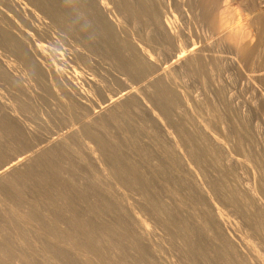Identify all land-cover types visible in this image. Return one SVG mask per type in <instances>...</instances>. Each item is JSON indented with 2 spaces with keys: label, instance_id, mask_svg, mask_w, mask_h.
<instances>
[{
  "label": "bare ground",
  "instance_id": "bare-ground-1",
  "mask_svg": "<svg viewBox=\"0 0 264 264\" xmlns=\"http://www.w3.org/2000/svg\"><path fill=\"white\" fill-rule=\"evenodd\" d=\"M76 1H78V0H76ZM67 2H69V1H67ZM79 2L81 4H80V7L78 6L79 9H77V11H76V16H77L78 20H75V21L77 22V24L81 25V27L84 30L83 32L90 34L94 37L98 36V37L103 38V39L108 37L107 39L113 38L122 44H124V42H128L130 44V45L127 44L125 47V49L128 51V53H127L128 56H126V60L122 59L123 60L122 61L123 66H120V67L121 68L124 67L123 69L127 72L126 75L137 86L136 85L133 86L132 84H130L127 79H124L125 76H123V75L121 77L116 76V78L115 79L113 78V79L116 82H118L119 84H121L123 86V88L121 90H119V88H118V90H119L118 91L115 88L116 86H113V79L110 78L112 81V86L117 91L112 93V94L109 92V94H108L107 90H106L107 87L105 86L106 87L105 88L103 86L106 84H102L97 79L101 75L100 72H98L100 75H98L96 73L98 75L97 78H94V76H97V75H94V76L92 75L91 78L86 77V79H85V76H84L85 74H84L83 77H84V80H85L84 82L86 83V86H88L90 89H94L100 95H102V97L104 98V100L101 104H97L100 102V101L99 102L97 101L98 100V98H97V100H96L97 102L95 101V104H97V105H95V106L89 105L88 101L92 102L91 100L96 99V98H93V99L89 100L91 98V94L93 95L94 93H91L90 98H89V94H88L89 92L87 90H85L86 88L85 87H82V89L79 88L78 86H76L73 83L72 77H69V72H70L69 71V64L71 65V63H69V59L70 60L74 59V58H76L75 56H78L80 58V56H81V53H80L81 50L80 49L83 48V45H81V48L78 47V50L75 51L74 53H72L73 55L75 54V56H73L74 58L72 56H71V58H69V54H70V52H69V46H70L69 45V3L67 4L66 0H0V114L3 116V119L5 121H8L11 124H15L16 127L19 126L20 129H23L24 133H26V135L28 137V138H24V142L22 141L24 144L26 143L25 147H23L24 149L22 151H20L18 154L17 153H16V155L14 154L15 156L13 155L6 162H4V164L0 165V185L3 182H5L3 185H6V183L8 182V189L12 190L9 192H13V193H15L16 196H19V197L23 196V190H24L23 187H25V186H23L22 185L23 183H21V182H20L21 185L18 184L17 176H15L14 172L19 170V169H22L23 167H26V166L30 167L35 162V160H37L39 157H41L46 152L47 153L50 152L53 155L58 156V152L61 148L64 149L67 146H70L69 145V141H70L69 137L76 133V132H74L75 130H78L77 128L76 129L74 128V131L72 129H70V131H69V125L70 124L66 128L62 127L61 126L62 124H61L60 126H61V128H63L61 131L58 132V130H57L56 133H53L49 136L46 135L44 137L40 136L39 138H37V136L35 135L36 133L32 129L33 127L30 126L28 123H26V121L23 118V116H24L22 113L23 106L18 101L11 100L10 98L7 97V94L5 93L7 91L4 92V90L6 88L3 89V87H2L3 84H9L11 87H14V89H13L14 92H15V89L17 90V87L18 88L23 87V88H25V90L27 92L30 91L31 93H33L32 90H34L36 88H38L40 90L41 89L42 90L47 89L50 92H52V94H54L57 98H59V100H61L66 105H69V96H70L73 99H75L77 102H79L82 106L92 109V114H91V118H89L90 119L89 123H90V126L94 125V127L96 125L103 124V123H101L102 122L101 120H100L101 121L100 124H95V121H97L98 118L100 119L101 117H103V119L105 118V121H110L112 124L113 122L118 121V120L113 121L115 118H118L122 114H123L122 116H124L125 115L124 112H126V110L131 109L133 107H136V110H138L137 109V107H138L142 110L144 115L147 116L146 118L148 119V122H149V125L147 126V128L150 130L149 132L152 135L151 136L152 138H150L149 141H145V142H147V144L149 146H152L153 149L155 148L157 150L156 152H159V154L161 155V158L163 159L162 160L164 162L163 164L164 165L166 164L165 165L166 167L164 166V168L165 169L168 168V170H169V172H167V174L171 173L172 175H174L178 179L179 183L182 185L184 190L189 194L188 196H191L193 199V200L191 199V201H193L192 203L194 206L192 204L190 205L193 208L191 210L186 209L184 212L182 211V210H184V206H183L184 204L182 206H180V204H182V202H184V198L186 197L185 194L183 196L184 198L182 199L183 201L181 203L179 202L178 207L179 206L182 207L181 211H182V215L184 216L183 219L185 220V223L188 222V224H190L188 226L189 227L192 226V228L197 232L196 235L198 234L197 237L198 236L201 237L207 243L209 242V243H215L216 245H220L222 248H219V249L224 250L226 247L230 248L232 246L233 249L231 248L232 249L231 251L233 252V250H234V253L238 257L240 262H244V264H261V262H262L261 259L263 257H262V255H260V250H258L259 249L258 247L264 245V175L262 176V174H261V172L262 173L264 172V165L261 164V166H259V168H260V170H259L258 168H256L259 164L258 163H257L258 165L256 164L255 168L257 170H259V172L256 169H254L253 167H251L252 165H250V163L248 162L249 161L248 158H245L247 153H248V155H249V152L252 153L251 150L248 149L249 145L248 146L245 145L247 143H243V141H241V140L238 141V139H237L238 142L236 140H235L236 142H234V143H231V141L227 142L229 140L228 139L226 140V138H227V135H226L227 133H225L226 128L224 126H220L219 128H221V129H217V126H215V124H214V120H215L214 118L216 116L218 117V115H217L218 113H212L211 107L213 105L211 102H209V100L212 101V95H214V96L216 95V94H212L213 90L210 93L208 92V94H204V95L199 94L197 96L196 95L190 96V93L188 94L182 90L183 85H181L182 84L181 80H183L182 75H185V74L188 75L189 74V73H187L188 71H191L192 69H198V67L200 69V67H204V65H206V64L211 66L214 64L215 61L219 60V57H221V54H220L221 51L219 50V47H220L219 44L222 41H224V42L229 43V45L232 47V54L234 56L233 57L234 64L241 65V66L242 65H250L253 61V64H252L253 66H251L252 70L249 69V71L250 70L251 71H250V73L248 72L249 73V75L247 76L248 81L251 84H253L255 86V88H256V85L259 86L260 84L264 83V50L262 49L263 53L260 52V49L263 48L262 46H264V0H245L246 10L243 14L238 13L235 10V8L232 7L231 5H229L228 3H226L225 0H216V4H217L216 7L210 6L208 3V0H79ZM74 4H75V2H74ZM73 12H74V10H73ZM113 12L118 13L120 18L117 20H116V18L113 19L111 17V14ZM195 14H198L199 18H200V16H202V18H204L206 20V21L205 20L204 21L207 23L206 25H207L208 29H210V31L213 32V31H215V29L218 28L219 30H222L224 32L225 36H224V38H222V40L219 41V44L214 42V41H209V40H211L210 37L209 38H202V36L200 34H198L197 32H194L191 29H186L187 25L190 28V25H191L190 21H191V19H193L192 15H195ZM128 15L133 16V24L135 27V31L139 34L141 39L135 38L134 29L131 28L132 30H129L128 28H126L127 25H125V23H127V20H128L127 18L129 17ZM198 15H197V17H198ZM71 17H73V16H71ZM249 17H251V19H249ZM72 23H74L73 20H72ZM77 29H78V27H77ZM79 30H76V31H79ZM84 34H82V35L84 36ZM87 34H85V35L87 36ZM208 34H209V32H208ZM221 35H223V34L221 33L220 36ZM84 37H83V40L85 39ZM107 41H105V42H107ZM109 42H111L110 39H109ZM78 45L79 44H77V46ZM71 48H73V47L70 46V49ZM84 55H86V53H84ZM88 56H91V55L89 54ZM114 56L111 57L112 60L115 57L117 58L118 54L115 57ZM92 57H93V55H92ZM97 60L99 62V59H97ZM103 60H104V58H102V61ZM107 61L109 62L110 60L107 59ZM74 63H76V62L74 61ZM85 63L83 61V64H85ZM111 63H108V64L110 65ZM120 63H121V61H120ZM88 64H90V63H88ZM112 64L114 65V63H112ZM73 66H71V67L74 69V72L77 73V70L79 67L76 70L74 68L75 66L74 67ZM99 68L100 67H98V69ZM108 68H110V67H108ZM80 69H82V68H79V71L83 72V69L82 70H80ZM93 69H94V67H93ZM112 69H113V67H112ZM112 69H110V70L112 71ZM117 69H118V66H117ZM106 71H108V70H106ZM114 71L117 72L118 70H114ZM103 72H104V70H103ZM105 74H109V73H105ZM211 74H212V72H211ZM75 75H78V74H75ZM186 75L183 78H185ZM83 77H81V78H83ZM212 77H213V75H212ZM109 81L110 80H108L107 82H109ZM107 84H109V83H107ZM206 84H208V83H206ZM220 84H221V82H220ZM262 85H264V84H262ZM107 86L111 87V85H107ZM205 86L207 87V85H205ZM118 87H119V85H118ZM83 88H85V89H83ZM114 88H113V90H114ZM260 88H261V86H260ZM7 89H8V87H7ZM113 90H112V92H113ZM260 91H262V90H260ZM9 92H11V90ZM11 93H13V92H11ZM17 93H18V91H17ZM13 95L14 94L11 95L12 98H13ZM39 95H40V93H39ZM41 95L45 96V94H42V92H41ZM41 95L39 97H41ZM17 97H19V96H17ZM39 97L36 98V100L40 99ZM92 97H94V96H92ZM30 99H31V97H30ZM229 101L233 105L232 107H234L235 110L238 112V116H239L237 118L238 120L245 121V119L247 120L250 117L251 119L247 120V121H250V120H254L256 118L255 117L254 119H252V116H254V114L257 111V104L256 103L247 102V103L243 104L242 102L241 103L236 102L233 94L229 95ZM71 106H72V104H71ZM74 106H75V104H74ZM53 108H55V106H53ZM71 108H73V107H71ZM79 109H80V107H79ZM26 110H28V109H26ZM81 110L84 111V109H82V108H81ZM212 110H214V109H212ZM131 111H130V113H133ZM128 112H129V110H128ZM259 112H261V111H259ZM139 114H137L138 118L140 117ZM214 114H216V116ZM256 114L258 115L259 113H256ZM128 115H130V114H128ZM133 115H134V113H133ZM229 115H230V113H229ZM232 115H233V113H232ZM145 116L143 119H145ZM258 116H260V115H258ZM87 117H90V116H87ZM131 118L134 119L133 117H131ZM223 118H226V117H223ZM223 118L221 117V119H223ZM143 119H141V120H143ZM218 119H219V117H218ZM221 119H219V120H221ZM127 120L128 119L124 120V122L125 121L127 122ZM136 120H137V118H136ZM185 120L189 121V123H186ZM105 121H104V123H106ZM132 121H134V120L129 121V124H130V122L132 124ZM2 122H3V120H2ZM92 122L94 123L93 125H91ZM141 122H145V121H141ZM217 122H218V120H217ZM47 123H49V122H47ZM120 123H121V121H120ZM229 123L232 124V122H229ZM251 123H252V121H251ZM114 124L116 126V123H114ZM117 124L119 126H121V124H119V123H117ZM140 125H141V123H140ZM144 125H147V123L143 124L142 126L144 127ZM237 125H240V123L239 124L237 123ZM232 126L236 127V124L235 125L233 124ZM16 127H15V129H16ZM132 127H133V124H132ZM97 128H99V127H97ZM117 128H119V127H117ZM121 128L123 129V127H121ZM230 128H231V126L228 127V129H230ZM262 128H261V130H262ZM58 129H59V127H58ZM104 129H106V127ZM246 129H247V125H246ZM102 130H103V128H102ZM230 130H231V132H233L232 129H230ZM237 130H238V128H237ZM146 131L148 132V130H146ZM235 131H236V129H235ZM262 131H264V130H262ZM100 132H102V131H100ZM255 132H257V131H255ZM82 133H80V134H82ZM98 133H99V131H98ZM119 133H121V132H119ZM259 133H260V131H259ZM133 134H131L132 138H134L133 136H135V134L134 135ZM247 134H249V133L247 132ZM82 135H80V136H82ZM84 135L86 136V134H84ZM138 135H139V132H138ZM260 136H261V134H260ZM233 137H235V135ZM83 138H84V136H83ZM135 138H137V137H135ZM26 139H29L30 143L26 142ZM76 139H77V137H76ZM136 143H138V142L136 141ZM0 144H2V143H0ZM251 146H252V144H251ZM102 147H103V145H102ZM141 149L142 150H140V155H141V152L144 151L143 150L144 148H142V146H141ZM145 149H146V146H145ZM9 151H10V149H9ZM87 151L92 155V152H93L92 148L87 146ZM117 151L120 152L119 150H117ZM108 152H110V151H108ZM95 153L99 154V152H95ZM146 153H147V151H146ZM145 155H144V157H145ZM113 156H115V155H113ZM136 156H137V153H136ZM142 156H143V154L140 156V158ZM97 157L98 156H96L94 158V161L96 163L98 162V160L96 159ZM123 157H124V155H123ZM148 157H150V156H148ZM241 157H244V159ZM250 157H251V155H250ZM129 158H131V156ZM150 158H148V160ZM257 158L258 157L254 158V159L256 160ZM59 159H60V157H59ZM59 159H57V160H59ZM125 159H128V157H126ZM131 159L134 160V157ZM219 159L221 160V162H223V159H224V163L228 164L231 167L233 166L236 170H238L237 172L235 171L237 174H239L238 172H240V177H241L242 181L241 182L239 181L240 186L239 187L234 186L235 188H233V190L236 189L237 194L240 192L239 194L242 197V201L244 200L246 202V204H245L246 207H242L241 204H238L237 202H235L237 200L233 201L234 197H235L234 195L236 193L233 195V199H230L229 196L231 193L229 195H227L228 196L227 197L226 195L218 192L219 190L221 191L223 189V187H221L222 188L221 189L219 186V190L218 191L216 190V188L218 186L217 187L214 186V177L216 176L215 175V165L218 164L217 162L219 161ZM258 160H259V158H258ZM56 161L55 162L52 161L53 163L52 162H50V163H52V164L56 163V165L59 166V164ZM62 161H64V160L62 159ZM134 162H135V160H134ZM149 162H148V164H149ZM221 162L219 163L220 165H222ZM64 163H65V161H64ZM131 163L132 162H129V164H131ZM135 163H138V162H135ZM42 164H44V163H42ZM106 164H109V163H106ZM159 164L161 165L162 163L157 162L156 166ZM152 165L153 164H151V167H152ZM154 165H155V163H154ZM253 165H254V163H253ZM58 166H57V169L59 168ZM159 166H157V168L155 167L156 168L155 171L153 170L155 168L152 167L153 168L152 170L154 172H156V171L158 172L157 169L159 168ZM161 166H163V165H161ZM44 167L47 168L46 165ZM112 167H110L111 168V169H109L110 171L114 170V169H112ZM132 167H133V165H132ZM216 167H218V166H216ZM219 167H221V166H219ZM250 167H251L253 174H254L253 175L254 176L253 177L254 183L249 182V179L247 178L248 175L246 174V170ZM105 168H107V167H105ZM161 169H163V168H161ZM161 169L159 170L160 173L165 172L164 171L165 169L163 170V172H161ZM226 169H228V167ZM261 169H262V171H261ZM60 170H61V168H60ZM147 170L150 171L151 169H147ZM147 170L145 171L146 174H147ZM220 170L222 171L221 168H220ZM138 171H141V170H138ZM231 171H233V169H231ZM98 172H100V171H98ZM104 172L106 173L107 171H104ZM114 172L116 173V171H114ZM61 173L63 174V172H61ZM84 173H85V171H84ZM102 173H103V171H102ZM139 173H138V175H139ZM148 173L150 174V172H148ZM171 174H170V176H172ZM231 174H233V173H231ZM30 175H32V176L36 175L34 172V169H32V168L29 170L28 173L25 174L26 179L31 177ZM43 175H45V173ZM57 175H58V173H57ZM123 175H125V174H123ZM138 175H137V173L135 174L136 177ZM163 175H164V173H163ZM23 176H24V174H22V177ZM228 176H229V172H228ZM123 177H125V176H123ZM229 177L231 178V176H229ZM133 178L134 177H132V179ZM114 179H115V181L117 180L116 177ZM120 180H122V179H120ZM126 180L128 181V178L125 179L124 182H127ZM129 180H130V177H129ZM160 180H161V178H160ZM24 181H26V180L24 179ZM137 181H139V180L137 179ZM147 181H149V180L147 179ZM141 182H143V181H141ZM217 182H218V180H217ZM120 183H122V182H120ZM135 183H136V181H135ZM155 183H156V185H160L159 181L155 182ZM66 184L68 185V183H66ZM215 184H216V182H215ZM150 185H149V187L151 188L152 185L151 186ZM147 187L148 186L146 185L145 188H147ZM67 188H68V186H67ZM158 188H161V187H158ZM229 189L230 188H228V190H225V191H230ZM171 190L172 189H170L169 191H171ZM51 191H54V190H51ZM169 191L167 193H169ZM171 192H174V191H171ZM233 192H235V191H233ZM105 193L108 194L107 192H105ZM109 193H111V192H109ZM134 193H139V192H134ZM160 193H162V192H160ZM187 193H186V195H187ZM25 194L28 195L27 192ZM115 194H117V193L115 192ZM115 194H114V196H115ZM154 194L158 195L159 192L154 193ZM26 195H24V196H26ZM126 195L128 196V194H126ZM139 195L140 194H138V197H139ZM161 195H163V194H161ZM110 196L113 197L112 193ZM133 196H135V195H133ZM152 196H153V194H152ZM158 196L160 197V194ZM167 196H169V195H167ZM231 196H232V194H231ZM237 196H236V198H237ZM55 197H57V196H55ZM59 197H61V196H59ZM156 197L153 198V199H155V203H157L159 201V200H156ZM165 197L161 196L162 200H161V198H160V200L163 201V199ZM106 198L107 197H105V199ZM118 198L123 199L125 197L123 196L121 198L120 197H118ZM118 198H117V200H118ZM143 198H140L139 200H137V196L135 197L136 201H140V200L142 201ZM238 198H239V196H238ZM17 199L11 193L8 194V191H7L5 186L0 187V207H2L5 210V212H7L10 208L11 209L13 207L15 208L14 209L15 215L12 216L14 218L13 221L17 222V219L19 218L18 221H20V223L23 221L24 225H35V224H37L38 226L41 225L42 228L46 226L45 223H44L45 226L43 224L44 221H41L40 219H38L33 214L32 209L25 206L24 203L22 206L21 202L17 201ZM175 199H177V198H175ZM188 199H190V198H188ZM188 199L186 198L187 201H188ZM33 200H35V199H33ZM58 200H59V198H58ZM107 200H108V198H107ZM167 200H168V198H167ZM169 200H170V197H169ZM238 200H240V199H238ZM123 201H124V199H123ZM136 201H135V203L138 204V202H136ZM147 201H149V200H146L145 204L147 203ZM164 201H166V199H164ZM179 201H181V200H179ZM35 202H37V200H35ZM106 202L107 201H103V203H106ZM128 202H129V200H128ZM159 202L157 204L158 206H159ZM167 202H169V201H167ZM176 202H178V200H175V203ZM188 202H186V205L191 203V202L190 203H188ZM38 203H40V202H37V204ZM82 203H83V201H82ZM111 203H113V201ZM117 203L119 204V202H117ZM125 203H127V201ZM142 203H143V201H142ZM160 203H162L161 207H163V204H165L166 202L165 203L160 202ZM171 203H173V202H171ZM127 204H128V207L125 206V208L128 210V213H129L130 217L132 218V221L134 222V224H137L136 227H139L138 228L139 232H137V233L140 234L143 241H146L145 243L150 247V249H152V251H155V253H157V251L153 248V243H151L152 242L151 240H153L152 239V236L154 234L153 232L156 231V229L154 230V228H157L156 227L157 225L155 227L154 226L152 227L154 230L153 231L151 229V226H149V223L146 222L147 220L145 219L146 220L145 221L143 219L144 217L143 218L141 217V216H143L142 213L147 216V213L150 214L151 212L148 210L149 212L147 211L146 214L144 213L145 211L143 208H145V206H143V208H142V205H144V203L140 206L144 212L140 209L142 211L140 214L137 211V208L139 210V207L135 208L133 203L132 204L127 203ZM148 204H149V202H148ZM148 204L146 205L147 209L149 206ZM113 205L115 206V204H113ZM132 205L136 210H134ZM138 205H136V206H138ZM106 206H109V205H106ZM119 206H118V208H119ZM155 206H156V204H155ZM158 206L156 207L157 209L160 207V206L159 207ZM173 206H174V204H173ZM176 206H175V208H176ZM190 206H189V208H190ZM44 207H45V204H44ZM109 207H111V205ZM165 207H168V206H165ZM165 207H163V208L165 209ZM112 208H114V207H112ZM122 208H124V207H122ZM243 208H244V210H243ZM245 208H247V210H245ZM104 209H106V208L104 207ZM149 209L151 210V207ZM159 209H160L159 211H161V212L164 211L163 209H162L163 210L162 211L161 208H159ZM226 209L230 213H227ZM168 210H169V208H167V212H168ZM178 210H179V208H178ZM113 211L114 210L112 209V212ZM44 212H47V211L44 210ZM112 212H111V214H112ZM122 212H124V211H122ZM152 212H153V210H152ZM154 212L157 214L156 211H154ZM165 212H166V210H165ZM57 213H60V212L57 211ZM128 213H127V216H128ZM137 213L141 216H139ZM168 213H166L167 214L166 217L168 216ZM231 213L235 214V215L234 214L233 215L237 218V221L235 220L236 222L231 220V217H230ZM9 214L11 215V213H9ZM109 214H110V212H109ZM111 214H110V216H111ZM122 214H126V213L124 212ZM173 214H175V213H173ZM178 214H181V212L177 211V215ZM53 215H55V212ZM127 216L124 215L125 219L127 218ZM152 216H154L153 213H152ZM157 216L155 215L154 218L156 219ZM170 216H172V214ZM55 217H57V216H55ZM55 217H53V218H55ZM64 217L65 216H63L62 219ZM115 217H113V218L115 219ZM148 217L149 216H147V218ZM168 218H169V216H168ZM170 218H169V220H170ZM64 219L67 220L68 218L65 217ZM247 219L248 220L250 219V221L252 220V222H249ZM169 220H167V221H169ZM177 220L175 218L174 222L176 223ZM184 220H183V222H184ZM113 221H115V220H112L111 222H113ZM102 222H104V220ZM111 222H109V223H111ZM148 222H149V220H148ZM162 222H165V218H164V221L162 220ZM116 223L117 222H114V225H116ZM248 223H251V225H249ZM101 224H104V223H101ZM120 224L123 226V223H120ZM67 225L69 226L68 222H67ZM81 225H83V224H81ZM110 225H113V224H110ZM125 225H127V224H125ZM129 225L133 226V228H135L133 223L129 224ZM166 225L168 226V224H166ZM174 225H173L174 228L172 227V225H170V226L172 227V229L177 230L175 228L176 226H174ZM68 226H66V227L68 228ZM41 227L39 226L40 230H41ZM184 227H185V225H184ZM6 228L4 229V231H6V230L10 231V229H6ZM117 228L118 227L116 226V229ZM192 228L190 227V229H192ZM98 229H99V227H98ZM111 229H110V232L113 231L114 228L112 230ZM125 229L127 230V227ZM128 229H130V228H128ZM31 230H33V229H31ZM72 230H74V229H72ZM76 230H78V228ZM119 230H120V228H119ZM123 230H124V228L122 229V232H123ZM34 231H32V232H34ZM50 231H51V229H50ZM74 231L71 233H74ZM130 231H128V232H130ZM133 231H134V229H133ZM133 231L131 233H133ZM243 231H245L246 233ZM176 232H178V231H176ZM181 232H182V230H181ZM51 233L55 234L54 231ZM119 233H121V232L119 231ZM179 233L180 232H178L177 234H179ZM184 233H186V232H184ZM242 233H244L245 235ZM59 234H61V233H59ZM96 234L97 233L95 232V235ZM177 234L175 236L173 234V236L175 238H177L176 237ZM33 235H35V234H33ZM55 235H57V234H55ZM88 235L90 236V234H88ZM115 235H117V234H115ZM180 235H183V234H180ZM180 235H178V237ZM127 236L128 235H126V237L124 236L125 239H127ZM183 236H185V235H183ZM190 236L192 237L191 234H190ZM38 237L42 241L39 234H38L37 238ZM62 237H63V235H62ZM62 237H60V238H62ZM65 237H66V235H65ZM81 238H80V240H81ZM104 238H105V236H104ZM182 238H184V237H182ZM185 238H184V241H185ZM251 238L252 239L254 238L258 242L254 240L256 242L255 243L254 241L251 240ZM93 239H95V238H93ZM116 239L117 238H115V240ZM178 239L179 238H177L176 241ZM43 240H45V239H43ZM55 240H57V239L54 237V241ZM90 240H91V238H90ZM98 240H100V238ZM106 240H108V239H106ZM61 241H63V239ZM64 241L66 242V240H64ZM111 241L112 240L109 239V242H111ZM143 241H140V242H142L144 245ZM157 241H158V239H157ZM188 241H190V240H188ZM21 242H23V241H21ZM94 242H95V240H94ZM97 242H95V243H97ZM195 242H197V241H195ZM66 243H68V242H66ZM86 243L90 244L88 240ZM118 243L119 242H117V245L119 246ZM182 243H183V241H182ZM49 244L50 243H48V245ZM191 244H194V243H191ZM110 245H112V244H110ZM115 245H116V243H115ZM115 245L113 244V246H115ZM135 245H136V243L133 245V249L137 252L136 248L139 246L137 245V247L134 248ZM147 245L145 247H147ZM182 245L183 244H181V246ZM187 245H186V247H187ZM216 245H215L216 248L219 247ZM129 246H132V244ZM47 247H49V246H47ZM81 247L83 248L84 246H81ZM189 247H191V246H189ZM201 247H203V246H201ZM208 247H210V246H208ZM49 248H51V245ZM111 248H112V246L110 247V249ZM139 248H137V249L138 250L142 249V246L140 249ZM191 248H190V250H191ZM197 248H200V245ZM197 248H194V249L197 250ZM0 249L2 251L4 250L6 252L7 251L10 252V250L12 249L11 242L6 241L4 247L2 248L0 246ZM127 249H130V248L128 247ZM187 249H189V248L187 247ZM194 249H192V250H194ZM204 249H206V248L204 247ZM24 250H25V248H24ZM96 250H100V249L96 248ZM111 250H110V252H111ZM114 250H118V249H114ZM120 250L122 251V249H120ZM184 250H186V249L183 248V251ZM199 250L201 252V248L198 249L197 251H199ZM18 251H20V250H18ZM56 251L54 250V252H56ZM104 251H108V250H104ZM144 251H145V249H144ZM205 251H207V250H203L201 252V254H203V252H205ZM213 251H216V249ZM213 251H212V253H213ZM51 252H53V249ZM57 252H59V251H57ZM57 252H56V256L58 255ZM86 252L89 253V251H87V250H86ZM209 252L211 253V251L209 250V251H207V253H204L203 256L205 254H209L210 257L214 256V254H212V253L210 254ZM232 252L230 254H232ZM59 253H61V252H59ZM76 253H79V252H76ZM81 253H82V251H81ZM97 253L99 254V252H97ZM104 253H106V252H104ZM140 253H142V252H140ZM193 253H192V255L194 257ZM127 254H128V252H127ZM196 254L199 255V253L196 252L195 257H196ZM44 255H46V254H44ZM66 255H68V254H66ZM82 255H83V253H82ZM92 255H91V257H94L95 254L93 256ZM137 255H139V254H137ZM150 255H153V252ZM192 255L187 254V256H192ZM263 255H264V253H263ZM104 256H102L103 259H104ZM44 257H46V256H44ZM59 257L60 256L58 255V258ZM117 257L120 258V256H117ZM147 257H148V255L146 256V258ZM230 257H231V255H230ZM79 258H80V256H79ZM81 258H82V256H81ZM130 258H131V256H130ZM133 258H134V256H133ZM135 258L137 259V257H135ZM159 258H160V260L162 259L160 256H159ZM205 258L207 259V257H205ZM105 259H107V258H105ZM113 259H117V258H113ZM125 259H122V260H125ZM195 259H197V261H200L197 257ZM233 259L237 261V259L235 257H233ZM60 260H61V258H60ZM71 260H72V258H71ZM87 260H88V258H87ZM89 260H91V259H89ZM108 260H109V258H108ZM157 260H159V259L157 258ZM160 260H159V262H160ZM234 260H232V263ZM263 260H264V258H263ZM62 261H61V263H62ZM73 261H76V260H73ZM95 261H97V260H95ZM111 261H113V260H111ZM76 262H75V264H78ZM201 262H202V260H201ZM208 262H210V261H208ZM226 262H228V261H226ZM48 263L51 264V262H48ZM97 263L99 264L98 261H97ZM9 264H14V263H9ZM65 264H66V262H65ZM106 264H109V263L106 262ZM154 264H155V262H154ZM225 264H228V263H225Z\"/></svg>",
  "mask_w": 264,
  "mask_h": 264
},
{
  "label": "rangeland",
  "instance_id": "rangeland-1",
  "mask_svg": "<svg viewBox=\"0 0 264 264\" xmlns=\"http://www.w3.org/2000/svg\"><path fill=\"white\" fill-rule=\"evenodd\" d=\"M67 1H69V2H67ZM74 2H75V4H74ZM66 3L67 4L69 3V45L71 47H73V48H71L72 49L71 50L70 49V46H69V52H70L69 58H71V56L72 57L75 56V54L73 55L72 53H74L75 51H77L78 50V47L81 48V45H83V48H84V49L82 48L83 50L80 49L81 50V52H80L81 53L80 58L78 56H75L77 59L74 58V57H73L74 59H71V60L69 59V63H71V65L69 64V71H70L69 72V77H72L73 83L76 86H78L79 88H81V89H82V87H85L86 88V89L85 88H83V89H85V90H87L89 92L88 93L89 94V98H90V94L91 93H94L93 95L91 94V98L89 100H91L93 98H96V99L95 100L94 99L91 100L92 102L88 101L89 105H91V106L94 105L95 106L97 104H101L103 102L104 98L97 91H95L94 89H90L88 86H86V83L84 82L85 80H84V77H83L84 74H85L84 75L85 76V79H86V77L91 78L92 75L94 76V75H97V74L98 75L101 74L99 76V78H97L98 75L97 76H94V78H97L98 81L101 82L102 84H106V85H103V86L104 87L105 86L107 87V88L106 87L105 88H106L108 94H109V92L111 94L114 93V92H116L118 90V88H119V90H121L123 88V86L121 84H119L118 82H116L114 80L116 78V76H119V77H121L122 75L125 76L124 79H127L130 84H132L133 86H135L136 84L133 83L130 80V78L126 75L127 72L123 69L124 67H122V68L120 67V66H123L122 61L123 60H126V56H128V54H127L128 51L125 49V47L129 43L128 42H124V44H122V43L118 42L116 39H113L112 38L113 39L112 40L111 38H109L110 41L112 42L111 43V42H109V39H107L108 37L103 39V38H100L98 36L97 37H94V36H92L90 34H87V33L83 32L84 30L81 27V25L77 24V22L75 21V20H78L77 19V16H76V11H77V9H79L81 3L79 2V0L78 1H76V0H66ZM73 10H74V12H73ZM197 15L198 14L192 15V18L193 19H191V21H190V24L191 25L189 24L190 25V28L187 25L186 26V29H191L192 31L197 32L198 34H200L202 36V38H209L210 37L211 40H209V41H214V42H216V43L219 44V41L222 40V38H224V36H225L224 32L222 30H219L218 28L215 29V31H213V32L210 31V29H208V27L206 25L207 24L205 22L206 20L204 18H202V16H200V18H199V15H198V17H197ZM71 16H73V17H71ZM128 16L129 17L127 18L128 19L127 20V23H125V25H127L126 28H128L129 30L134 29V32H135V35L134 36H135V38L136 39H141V37L139 36V34L135 31V27H134V24H133V16L132 15H128ZM111 17L113 19L116 18V20L120 18L119 14L116 13V12H113L111 14ZM72 20H73L74 23H72ZM77 27H78V29H77ZM76 30H79V31H76ZM208 32H209V34H208ZM81 33L82 34L85 33V34H87V36L84 34V36H85L84 37ZM221 33L223 35L220 36ZM82 36L85 38L84 40H83V37ZM105 41H107V42H105ZM77 44H79V45L77 46ZM219 46H220L219 47V50L221 51L220 52L221 57H219V60L215 61L213 65L210 66V65H207L206 64V65H204V67H200V69H199V67H198V69H192L191 71H188L187 72V73H189L188 75L185 74L187 78L186 77L183 78L185 75H182V79H183V80H181L182 81L181 82L182 83L181 85H183V89L182 90L185 91L188 94L190 93V96H195V95L197 96L199 94H203V95L204 94H208V92L210 93L213 90V93L212 94H216V95L215 96L212 95V101L209 100V102H211L212 105H213L211 107L212 113H218L217 115H218L219 119H221V117L222 118L223 117H226L228 119L227 120L226 118H223V119L219 120L218 117L216 116V114H214L216 116L214 118L215 119L214 120L215 126H217V129H221V128H219L220 126H224L226 128V132H225V133H227L226 134L227 135L226 140L227 139L229 140L227 142H230L231 141V143H234L238 139V141L241 140V141H243V143H247L245 145H247V146L249 145L248 146V149H250L252 153H250L248 151L249 152V155L247 153V155H246L245 158H248L249 161L248 160L247 161L250 163V165H252L251 167H253L254 169L258 168L260 170L259 166H261V164L264 165V144H263L264 143V134H263L264 131H262V130H264V85H262L264 83L260 84L259 86L256 85V88H257L256 89L255 86L248 81L247 76L249 75L250 71L252 70V67L251 66H253L252 65L253 64V61H252V63L250 65H242L241 66V65L234 64V60H233V57L234 56L232 54V47L229 45V43L222 41L219 44ZM262 47L263 48L260 49V52L261 53H263V50H264V46H262ZM83 52L86 53V55H84ZM89 54L91 56H88ZM113 54L114 55L115 54L116 55L118 54L117 58L115 57L116 55L114 56ZM92 55H93V57H92ZM112 55L116 59L113 58V60H112V58H111V57H113ZM96 58L99 59V62H98V60ZM102 58H104L103 61H102ZM89 59L90 60L92 59V60L90 61ZM107 59H109L110 61L108 62ZM74 61L76 63H74ZM83 61H84V63L85 62L86 63L83 64ZM120 61H121V63H120ZM111 62L114 63V65ZM88 63H90V64H88ZM108 63H111V64L109 65ZM115 64L118 66V69H117V66ZM71 66H73L76 70H77L78 67L79 68H82L83 69V72L82 71H79V68H78L77 73H75L74 72V69ZM93 67H94L95 70L93 69ZM98 67H100V68L98 69ZM108 67H110V68H108ZM112 67H113V69H112ZM82 69H80V70H82ZM110 69H112V71ZM249 69H251V70L249 71ZM103 70H104V72H103ZM106 70H108V71H106ZM114 70H118V71L116 72ZM98 72H100V74ZM211 72H212V74H211ZM105 73H109V74H105ZM75 74H78V75H75ZM212 75H213L214 78L212 77ZM81 77H83V78H81ZM110 78L111 79L114 78L113 79V86H116L115 88L117 90L112 86V81H111ZM108 80H110L111 82L110 81L107 82ZM220 82H221V84H220ZM107 83H109V84H107ZM206 83H208L209 85L206 84ZM107 85H111V87L110 86H107ZM118 85H119V87H118ZM205 85H207V87ZM260 86H261V88H260ZM2 87H3V89L6 88L4 90V92L7 91L5 93L7 94V97L8 98H10L11 100L18 101L23 106V109H22L23 110L22 113L24 115L23 118L26 121V123H28L30 126L33 127L32 129L36 133L35 135L37 136V138H39L40 136H43V137L46 136V135L49 136V135H51L53 133H56L57 130L59 132V131H61L63 129V128H61V126L64 127V128H66L69 124H70L69 125V131H70V129H72L74 131V128L75 129L77 128L78 130H75L74 131V132H76L74 134L75 136L72 135V136H70L71 138L69 137V139H70L69 145L70 146H67L64 149L61 148L59 150V152H58V156L57 155H53L50 152L49 153L46 152L41 157H39L37 160H35V162H34L35 164L33 163L30 167L29 166H26V167H23L22 169H19V170H17V171L14 172L15 176H17L18 184L21 185V183H23L22 185L25 186V187H23V189H24L23 190V196H20L19 197V196H16L15 193L9 192V191H12V190L8 189V182L6 183V185H3L5 182H3L0 185V187H4L5 186L6 189H7V191H8V194L11 193L13 196L16 197V199L18 198L17 201H20L22 206H23V203H24L25 206H27L30 209H32L33 214L38 219H40L41 221H44L43 224L44 223L46 224V226L44 224L45 227H43V228L41 227V225H39L41 227V230H40V228H39V226L37 224H35V225H24V222L23 221L21 223H20V221H18L19 218L17 219V222L16 221H13L14 218L12 216L15 215L14 214V209L15 208L14 207L12 209L10 208L7 212H5V210L2 207H0V246L3 248L4 245H5V242L6 241L7 242L10 241L11 242V247H12V249L10 250V252L9 251L6 252L4 250L2 251L0 249L1 250L0 251V259H1L0 260V264H4V263L5 264H9V263H14V264H41V263L42 264H49L48 262H51V264H65V262H66V264H75L76 261H77L76 263H78V264H86V263L87 264H98L97 261L99 262V264H106V262H108L109 264H116V263L117 264H119V263L120 264H125V263L126 264H129V263L130 264H141V263L142 264H154V262H155V264H184V263L185 264H190V263L191 264H198V263L199 264L200 263L201 264H212V263L213 264H225V263H228V264H244V262H240V260L238 259V257L234 253V250H233V252L231 251L233 249L232 246L230 248L229 247H226L227 249L225 248L224 250L223 249H219V248H222L220 245H216L215 243H209V242L207 243L201 237H199V236L197 237L198 234L196 235L197 232L192 228V226H190V227L193 230L190 229V227L188 226V225H190V224H188V222L185 223V220L183 219L184 216L182 215V211L184 212L186 209L191 210L193 208V207L190 206L191 204L193 205V203H192L193 201H191L192 197L191 196H188L189 194L184 190V188L182 187V185L179 183L178 179L174 175H172L171 173H168L167 174V172H169V170H168V168H166L167 170L164 168V166L166 164L165 165L163 164L164 162L162 161L163 159L161 158V155L159 154V152H156L157 150L155 148L153 149L152 146H149L147 144V142H145V141H149V139L152 138L151 137L152 135L149 132L150 130L147 128V126L149 125L148 119L146 118L147 116L144 115V113L142 112V110L140 108L137 107L138 110H136V107H133L131 109H128L129 112H128V110H126V112H124L125 115L122 116L123 115L122 114L118 118H115L113 121H116V120H118V121L113 122L112 124H111L110 121H105V118L103 119V117H101L100 119L98 118L99 120L97 119V121H95V124H100L101 121H102L101 123H103V124L96 125L94 127V125H93L94 124L93 123L94 121L91 123V125H93V126H90V123H89V120H90L89 118H91L92 109H90L88 107L82 106L79 102H77L75 99H73L70 96H69V105H70L69 106V105H66L65 103H63L61 100H59V98H57L54 94H52V92H50L47 89H45V90H42L41 89L40 90V89L36 88V89L32 90L33 93H34L33 94L30 91L27 92L25 90V88H23V87H19V88L17 87V90L15 89V92L13 90L14 87H11L9 84H3ZM7 87H8V89H7ZM113 88H114V90H113ZM259 89L262 90V91H260ZM8 90L9 91L11 90V92H13V93L9 92ZM112 90H113V92H112ZM17 91H18L19 94L17 93ZM41 92H42V94H45V96L44 95L42 96L41 95ZM9 93L11 95L14 94L13 95V98H12V96ZM39 93H40L41 97H39L40 96ZM15 94L17 96H19V97H17ZM231 94H233V96L235 97V101L236 102H239V103L242 102L243 104L244 103H247V102L256 103L257 104V111H256V113H259L258 115H260V116H258L255 113L254 116H252V119H254L256 117L254 120L247 121V120L251 119L250 117L247 120L245 119V121L238 120L237 119L239 117L238 116V112L235 110L234 107H232L233 105L229 101V95H231ZM92 96H94V97H92ZM30 97H31V99H30ZM38 97L40 99H37L38 100L37 101L36 98H38ZM97 98H98V100H97ZM96 100L98 102L99 101L100 102L97 103V104H95V101ZM71 104H72V106H71ZM74 104H75V106H74ZM52 105L55 106V108H53ZM71 107H73L75 110L73 108H71ZM79 107H80V109H79ZM25 108L28 109V110H26ZM81 108L84 109V111H82ZM212 109H214V110L216 109V110L214 111ZM130 111L133 112L134 115H133V113H130ZM259 111H261V112H259ZM136 113L137 114L140 113L139 114V116H140L139 118H138V115ZM229 113H230V115H229ZM232 113H233V115H232ZM128 114H130V115H128ZM87 116H90V117H87ZM144 116H145V119H143ZM131 117H133L134 119H132ZM136 118H137V120H136ZM126 119H128L127 122L126 121L124 122V120H126ZM141 119H143V120H141ZM216 119L218 120V122H217ZM2 120H3V122H2ZM119 120L121 121V123H120ZM131 120H134V121H132V124H133V127L134 128L132 127L131 122L129 124V121H131ZM104 121L106 123H104ZM141 121H145V122H141ZM185 121H186V123H189V121H187V120H185ZM251 121H252V123H251ZM47 122H49V123H47ZM139 122L141 123V125H140ZM229 122H232V124H230ZM114 123H116V126H115ZM117 123L121 124V126H119ZM146 123H147V125H144V127H145L144 128L142 125L143 124H146ZM237 123L238 124L240 123V125H237ZM233 124L234 125L236 124V127H233L232 126ZM246 125H247V129H246ZM57 126L59 127L60 130L58 129ZM230 126H231L230 129H232L233 132H231V130L228 129V127H230ZM15 127H16L15 124H11L8 121H5L3 119V116L0 114V140H1L0 143H2V144H0V148H1L0 149V165L4 164V162H6L9 158H11L14 154L15 155H16V153L18 154L20 151H22L24 149L23 147H25V144L26 143L25 144L23 143L24 142V138H28V137H27L26 133H24V130L23 129H20L19 126H17L16 129H15ZM97 127H99V128H97ZM105 127H106V129H104ZM117 127H119V128H117ZM121 127H123V129ZM102 128H103V130H102ZM237 128H238V130H237ZM261 128H262V130H261ZM235 129H236V131H235ZM146 130H148V132ZM258 130L260 131V133H259ZM98 131H99V133H98ZM100 131H102V132H100ZM137 131L139 132V135H138V132ZM255 131H257V132H255ZM119 132H121V133H119ZM247 132L249 134H247ZM80 133H82L83 135L80 134ZM130 133L131 134H133V133L135 134V136H133L134 138H132V135ZM84 134H86V136ZM260 134H261V136H260ZM80 135H82V136H80ZM232 135L233 136L235 135L236 138L233 137ZM83 136H84V138H83ZM229 136L230 137L232 136V137L230 138ZM76 137H77V139H76ZM135 137H137V138H135ZM29 141H30L29 139H26V142H29ZM136 141L138 143H136ZM251 144H252V146H251ZM102 145H103L104 148L102 147ZM87 146H89L90 148H92V150H93L92 155L87 151ZM141 146H142V148H144L143 149L144 151L141 152V155L143 154V156L140 158V156H141L140 155V150H142L141 149ZM145 146H146V149H145ZM9 149H10V151H9ZM117 150H119L121 153L118 152ZM145 150L147 151V153H146ZM108 151H110V152H108ZM95 152H99V154H97ZM136 153H137V156H136ZM113 155H115V156H113ZM123 155H124L125 158L128 157V159H125L123 157ZM144 155H145V157H144ZM250 155H251V157H250ZM96 156H98L96 158L98 160L97 163L94 161V158ZM130 156H131V158L134 157L135 162H138V163H135L133 159L129 158ZM148 156H150L151 158L148 157ZM59 157H60V159H59ZM256 157H258L259 160H258V158L255 160L254 158H256ZM61 158L65 161V163H64V161H62ZM148 158H150L151 160L150 159L148 160ZM241 158L244 159V157H241ZM57 159H59L60 161L57 160ZM127 160L129 162H132V163L129 164V162ZM52 161L53 162L56 161L59 164V166L56 165V163H54L55 165L52 164L53 163ZM219 161L221 162L220 159H219ZM219 161L217 162L218 164L216 163L217 165H215V175L216 176L214 177V186L215 187L218 186L217 187L218 189L216 188V190L217 191L219 190V186H220V188L223 187V189L221 188L223 191L222 190L221 191L219 190L218 192H220V193H222V194H224L226 196L231 193L232 196L230 194V196H231V197L229 196L230 199H233V195L236 193L234 195L235 197H234V200L233 201L237 200L235 202H237L238 204H241L242 207H246L245 206L246 202L244 200H243L244 202L242 201V197L239 194L240 192L237 194V190L236 189L233 190V188H235L236 186L239 187L240 186L239 184L242 181V179L240 177V172H238L239 174H237L236 172L238 170H236L233 166L231 167L228 164L224 163V159H223V162H221V164L223 166L219 164L220 163ZM41 162L44 163V164H42ZM50 162H52V163H50ZM148 162H149V164H148ZM157 162H159V163L161 162L162 163L161 165H163V166H161L160 164H159L160 166L159 165H157V166H159L160 169L163 168V169H161V172H163V170L165 169L164 170L165 172H163L164 175H163V173H160L159 172V170H160L159 168L157 169L158 172L156 171L158 174L156 172H154L156 170V168H157V166H156ZM106 163H109V164H106ZM154 163H155V165H154ZM253 163H254V165H253ZM151 164H153L152 165L153 168H155V167L156 168L153 169L151 167ZM256 164L258 165L257 167H256ZM45 165H46L47 168L44 167ZM132 165H133V167H132ZM57 166L59 167L58 168L59 170L61 168L60 171L57 169ZM216 166H218V167H216ZM219 166H221V167H219ZM105 167H107V168H105ZM110 167H112V169H114V170H111L112 172L109 170V169H111ZM225 167L226 168L228 167V169H226ZM251 167L246 170V174L248 175V176L247 175L246 176L249 179V182L254 183V179H253V177H254L253 175L254 174H253V171H252ZM31 168L34 169V172H35L36 175H33V176L30 175L31 177H29V178L26 179L25 174L28 173ZM220 168L222 169V171L220 170ZM147 169H151V170L148 171ZM231 169H233V171H231ZM101 170L103 171V173H102ZM138 170H141V171H138ZM146 170H147V174L145 173ZM259 170H257V171L259 172ZM84 171H85V173H84ZM98 171H100V172H98ZM104 171H107L106 172L107 174ZM114 171H116V173ZM261 171H262V169H261ZM61 172H63V174ZM148 172H150V174ZM228 172H229V176H231V178L228 176ZM230 172L233 173V174H231ZM44 173H45V175H43ZM57 173H58V175H57ZM134 173L135 174L137 173V175L139 173V175L136 177ZM22 174H24L23 177H22ZM123 174H125V175H123ZM170 174L172 176H170ZM261 174L263 176L264 175V172L263 173L261 172ZM123 176H125L126 178L123 177ZM115 177L117 179L116 181L114 179ZM129 177H130V180H129ZM132 177H134V178L132 179ZM127 178H128V181L126 180L127 182H124V180L127 179ZM136 178L139 181H137ZM160 178H161V180H160ZM24 179L26 181H24ZM120 179H122L123 181L120 180ZM147 179L149 181H147ZM217 180H218V182H217ZM135 181H136V183H135ZM141 181H143V182H141ZM158 181H159L160 185H156L155 182H158ZM120 182H122V183H120ZM215 182H216V184H215ZM66 183H68V185ZM146 185L148 186L147 188H145ZM149 185L151 186V188L149 187ZM67 186H68V188H67ZM158 187H161V188H158ZM227 187L230 188L229 189L230 191H225V190H228ZM170 189H172L171 191H174V192L169 191ZM51 190H54V191H51ZM168 191H169L170 194L167 193ZM233 191H235V192H233ZM26 192H27L28 195L25 194ZM105 192H107L108 194H106ZM109 192L112 193V196L113 197L110 196L111 193H109ZM115 192L117 194H115ZM134 192H139V193H134ZM158 192L160 194V197L158 196L159 194L158 195L157 194H154V193H158ZM160 192H162V193H160ZM181 192L182 193L184 192V193L182 194ZM113 193L115 194V196H114ZM176 193L177 194L179 193V194L177 195ZM186 193H187V195H186ZM126 194H128V196ZM138 194H140L139 195L140 198H143V197L145 198V199L143 198V200H142L143 203H144V205H142L143 203H142L141 200L140 201H136V199H135L136 196H137V200L140 199L138 197ZM152 194H153V196H152ZM161 194H163V195H161ZM166 194L169 195V196H167ZM184 194L186 196L185 198L183 197ZM24 195H26L27 197L24 196ZM133 195H135V196H133ZM237 195L239 196V198H238ZM55 196H57L59 198V200ZM59 196H61V197H59ZM123 196L125 197V198H123L124 201L121 198ZM161 196H164V197L166 196L164 198V199H166V201H164V199H163V201H161L162 200ZM173 196L175 198H177V199H175ZM236 196L240 200H238L236 198ZM105 197H107L108 200H107V198L105 199ZM118 197H120L122 200L119 199ZM155 197H156V200H159L160 202H163V203L166 202L165 204H163V207H165V206H168V207H165V209H164L163 207H161L162 206L161 205L162 203H160L158 201L159 202V206H160L159 207L157 205L158 202L155 203V199H153ZM169 197H170V200H169ZM117 198H118V200H117ZM160 198H161V200H160ZM167 198H168V200H167ZM183 198H184V202H182L183 201L182 200ZM186 198L187 199L190 198V199H188L189 202L186 200ZM31 199L32 200L35 199V200H37V202H40V203L37 204V202H35V200L32 201ZM128 200H129V202H128ZM146 200H149V201H147V203L145 204V201ZM175 200H178V202L175 203ZM179 200H181V201H179ZM82 201H83V203H82ZM103 201H107V202L106 203H103ZM108 201L110 203L113 201V203L110 204ZM126 201L129 204H132V203L134 204L135 201L138 202L139 205L137 203H135L134 204V207L135 208L139 207V210L141 209L142 211L144 209L145 212L144 211L143 212L145 214L147 213L148 210L151 212L150 214L147 213V216H149L147 218V216L144 215L143 213H142L143 216L139 215L142 211L141 210L139 211L138 208H137V211L139 212V214L138 213L137 214L139 216H141L142 218L144 217L143 218L144 220L145 219L147 220V221L146 220L145 221L147 223H149V226H151V229L152 230H153L152 227L153 226L155 227L157 225L156 226L157 228H154V230L156 229V231L153 230L154 231L153 232L154 234L152 236V239L153 240H151L152 241L151 243H153V248L157 251V253H155V251H152V249H150V247L145 243L146 241H143V239L141 238L140 234L137 233V232H139V229H138L139 227H136L137 224H134V222L132 221V218L130 217V215L128 213V210L125 208V206L128 207V204L125 203ZM167 201H169V202H167ZM117 202H119V204ZM148 202H149V204H148ZM171 202H173V203H171ZM179 202L180 203L182 202V204H180V206H182L184 204L183 205L184 206V210H182V211H181L182 207H180V206L178 207ZM186 202H188V203L191 202V203L190 204L187 203L188 205H186ZM154 203L156 204V206H155ZM44 204H45V207H44ZM113 204H115L116 207ZM147 204L151 207V210L149 209L150 208L149 206H148V209H147V206H146ZM173 204H174V206H173ZM106 205H109V206L111 205V207L106 206ZM136 205H138V206H136ZM141 205H142V208H143V206H145V208L142 209L140 207ZM118 206H119V208H118ZM121 206L124 207V208H122ZM157 206L159 208H161V210L163 209L164 211L163 210L162 211L164 213L161 212V211H159L160 209L159 208L157 209L156 208ZM175 206H176V208H175ZM189 206H190V208H189ZM104 207L106 209H104ZM112 207H114V208H112ZM132 207H133V205H132ZM135 208H134V210H136ZM167 208H169V210H170V211L168 210L169 213L167 212ZM178 208H179V210H178ZM112 209L114 210L113 212H112ZM44 210H46L47 212H44ZM152 210H153V212H152ZM165 210H166V212H165ZM243 210H244V208H243ZM245 210H247V208H245ZM57 211L60 212V213H57ZM122 211H124L126 214H122V213H124ZM154 211H156L157 214ZM177 211L178 212L180 211L181 214H178L177 215ZM54 212H55V215H53ZM109 212H110V214L112 212L111 216H110ZM9 213H11V215ZM127 213H128V216H127ZM152 213H153L154 216L155 215L156 216L158 215L157 216L158 218L156 217V219H155L154 216H152ZM166 213H168L169 218L171 217L170 220H169L168 216L166 217V215H167ZM173 213H175V214H173ZM227 213H230V212H228V210H227ZM171 214H172V216H170ZM233 214L234 213H231L230 214L231 220L232 221H235V220L237 221V218L234 216L235 214L234 215ZM124 215L127 216L126 219H125ZM55 216H57V217H55ZM63 216H65L68 219L67 220L64 219L65 217L62 219ZM53 217H55V218H53ZM113 217H115V219ZM164 218H165V222H162V220L164 221ZM175 218H176V220L178 219L177 220L178 222L176 221V223L174 222ZM103 220H104V222H102ZM112 220H115V221L111 222ZM148 220H149V222H148ZM167 220H169V221H167ZM183 220H184V222H183ZM248 221L249 222H252V220L250 221V219ZM67 222H68L69 226L67 225ZM109 222H111V223H109ZM114 222H117V223L119 222V223L118 224L116 223V225H114ZM127 222L128 223L130 222L129 224H132L133 223V225L135 226V228H133V226H130ZM171 222L172 223L174 222V223L172 224ZM101 223H104V224H101ZM120 223H123V226ZM81 224H83L84 226L81 225ZM110 224H113V225H110ZM125 224H127V225H125ZM166 224H168L169 227ZM248 224L251 225V223H248ZM170 225H172V227H173V225L176 226L175 228L177 230L172 229V227ZM184 225H185V227H184ZM66 226H68V228ZM116 226L118 227L117 229H116ZM125 226L127 227V230L125 229L126 228ZM98 227H99V229H98ZM122 227L124 228L123 232H122V229H123ZM5 228L6 229H10V231L12 233L9 230L4 231ZM75 228L76 229L78 228V230H76ZM111 228L112 229L114 228V229H113V231L110 232V229ZM119 228H120V230H119ZM128 228H130V229H128ZM132 228L134 229V231H133ZM31 229H33V230H31ZM50 229H51V231H50ZM72 229H74L75 231L72 230ZM85 229L86 230L88 229V230L86 231ZM181 230H182V232H181ZM32 231H34L35 233L32 232ZM53 231L57 235L51 233ZM73 231H74V233H71ZM119 231L121 233H119ZM128 231H130V232H128ZM132 231H133V233H131ZM176 231H178L180 233L177 234L178 232H176ZM95 232L97 233L96 235H95ZM184 232H186V233H184ZM243 232H245V231H243ZM59 233H61L63 235V237ZM33 234H35V235H33ZM38 234L41 237L42 241L40 240L39 237H38L39 239L37 238ZM88 234H90L91 237ZM115 234H117L118 236L115 235ZM122 234L125 237H126V235H128L129 237L127 236V239H125V237ZM173 234H174V236L177 234L176 237L179 238L181 241L179 239L176 241L177 238H175L173 236ZM180 234H183L185 236L180 235ZM190 234L192 235V237L190 236ZM242 234H244V233H242ZM65 235H66V237H65ZM178 235H180V236L178 237ZM104 236L108 240H106L104 238ZM54 237L57 240L54 241ZM60 237H62V238H60ZM92 237L95 238V239H93ZM182 237H184V238L186 237L185 238V241H184V238H182ZM80 238H81L82 241L80 240ZM90 238H91V240H90ZM99 238H100L101 241L98 240ZM115 238H117V239L115 240ZM192 238L194 240L196 239L195 241H197V242H195ZM43 239H45V240H43ZM62 239H63V241H61ZM109 239L112 240V241L109 242ZM157 239H158V241H157ZM64 240H66V242H68V243H66ZM87 240L89 241L90 244L86 243ZM94 240H95V242L98 241L97 242L98 244L95 243ZM188 240H190V241H188ZM251 240L254 241L255 239L254 238L253 239L251 238ZM21 241H23V242H21ZM140 241H143L144 242V245ZM182 241H183V243H182ZM255 241H257V240H255ZM114 242L116 243V245H115ZM117 242H119L118 244H119L120 247L122 246L121 248L117 245ZM126 242L129 245L132 244V246H129ZM134 242L136 243V245L134 246V248L137 247V245L140 248L142 246V249H140L139 247H137L141 251L136 248V250H137V252H136L133 249V245L135 244ZM48 243H50V244L48 245ZM180 243L183 244V245L181 246ZM191 243H194V244H191ZM110 244H112V245H110ZM113 244L115 246H113ZM187 244L189 246H191L192 248L189 247ZM210 244L212 246L213 245L214 246L212 247ZM50 245H51V248H49ZM146 245H147V247H145ZM186 245H187V247L189 249H187ZM199 245H200V248H201V252L203 250H207V251L210 250L211 253H212V251L216 249V251H213V253H212V254H214V256L211 255L212 257H210L209 254H205L203 256V254L204 253H207V251H205V252H203V254H201L200 250L197 251L198 249H200V248H197ZM215 245L216 246H219V247L216 248ZM47 246H49V247H47ZM81 246H84V247L82 248ZM111 246H112V248H111L112 250L110 249ZM201 246H203V247H201ZM208 246H210V247H208ZM128 247L130 249L131 248L132 249L131 250L130 249H127ZM204 247L206 249H204ZM24 248H25V250H24ZM96 248L97 249H100V250H96ZM113 248L114 249H118V250H114ZM183 248L186 249V250L183 251ZM190 248H191V250H190ZM194 248H197V250L194 249ZM258 248H259L258 250H260V255H262V257L264 258V255H263V253H264V250H263L264 249V245L259 246ZM52 249H53V252H51ZM103 249L104 250H108V251H104ZM120 249H122V251ZM144 249H145V251H144ZM192 249H194V250H192ZM18 250H20V251H18ZM54 250L55 251L57 250V251L61 252V253H59V252L56 251L57 254L60 256L59 258H58V255L56 256V252H54ZM86 250L89 251V253L86 252ZM110 250H111V252H110ZM81 251H82L83 255H82ZM96 251L99 252V254ZM103 251L106 252V253H104ZM76 252H79L80 254L79 253H76ZM127 252H128V254H127ZM140 252H142V253H140ZM152 252H153V255H150V254H152ZM196 252L199 253V255L196 254V257L200 261H197V259H195L196 258L195 257V253ZM231 252H232L233 255L230 254ZM192 253L194 254V257L192 255ZM44 254H46V255H44ZM66 254H68V255H66ZM92 254L93 255L95 254L94 257H91ZM137 254H139V255H137ZM146 254L148 255L147 258H146V256H147ZM187 254H189V255L191 254L192 256H187ZM229 254L231 255V257H230ZM44 256H46V257H44ZM79 256H80V258H79ZM81 256H82V258H81ZM102 256H104V259L102 258ZM117 256H120V258L117 257ZM130 256H131V258H130ZM133 256H134V258H133ZM159 256L163 259V260L161 259L162 261L160 260ZM135 257H137V259ZM205 257H207V259ZM233 257H235L238 262L236 260H234ZM60 258H61V260H60ZM71 258H72V260H71ZM87 258H88V260H87ZM105 258H107V259H105ZM108 258H109V260H108ZM113 258H117V259H113ZM157 258L160 260V262H159V260H157ZM263 258L261 259L262 260L261 264H264ZM89 259H91V260H89ZM122 259H125V260H122ZM73 260H76V261H73ZM95 260H97V261H95ZM111 260H113L114 262L111 261ZM201 260H202V262H201ZM232 260H234L233 263H232ZM61 261H62V263H61ZM208 261H210V262H208ZM226 261H228V262H226Z\"/></svg>",
  "mask_w": 264,
  "mask_h": 264
},
{
  "label": "clouds",
  "instance_id": "clouds-1",
  "mask_svg": "<svg viewBox=\"0 0 264 264\" xmlns=\"http://www.w3.org/2000/svg\"><path fill=\"white\" fill-rule=\"evenodd\" d=\"M226 3L235 8L238 13L243 14L246 10L245 0H225ZM251 19V17H249Z\"/></svg>",
  "mask_w": 264,
  "mask_h": 264
},
{
  "label": "snow or ice",
  "instance_id": "snow-or-ice-1",
  "mask_svg": "<svg viewBox=\"0 0 264 264\" xmlns=\"http://www.w3.org/2000/svg\"><path fill=\"white\" fill-rule=\"evenodd\" d=\"M208 3H209V5L212 6V7H216V6H217V4H216V0H208Z\"/></svg>",
  "mask_w": 264,
  "mask_h": 264
}]
</instances>
